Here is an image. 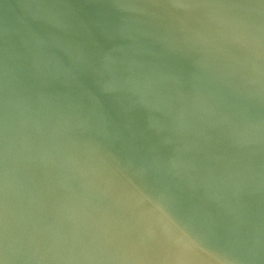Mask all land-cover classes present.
Returning a JSON list of instances; mask_svg holds the SVG:
<instances>
[{"label": "water", "instance_id": "1", "mask_svg": "<svg viewBox=\"0 0 264 264\" xmlns=\"http://www.w3.org/2000/svg\"><path fill=\"white\" fill-rule=\"evenodd\" d=\"M0 264H264V0H0Z\"/></svg>", "mask_w": 264, "mask_h": 264}]
</instances>
